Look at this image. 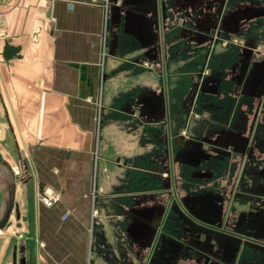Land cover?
Here are the masks:
<instances>
[{
    "label": "crops",
    "instance_id": "crops-1",
    "mask_svg": "<svg viewBox=\"0 0 264 264\" xmlns=\"http://www.w3.org/2000/svg\"><path fill=\"white\" fill-rule=\"evenodd\" d=\"M150 2L0 0V230L7 226L0 233V264L170 263L173 243L162 238L155 245L150 232L161 218L169 230L174 218L164 191L171 165L164 160L161 126L127 105L138 94L153 103L162 80L168 104L181 101L187 73L205 52L168 57L171 49L193 45L178 37L177 21L197 26L220 1L157 0L159 12L162 4L166 9L164 21L159 13L158 30ZM263 3L226 0V7L232 13L246 5L256 11L264 10ZM150 35L155 54L146 60ZM239 35L259 45L255 55H264V17ZM6 46L19 51L8 59ZM235 52L233 46L215 47L211 69L218 72ZM160 55L164 79L157 72ZM145 63L155 71H146ZM240 101L230 124L235 134L247 132L252 110L251 99ZM220 117L225 115H210L212 121ZM181 120L175 116L170 122L176 127ZM211 120L190 121L186 129L214 138L219 127ZM253 152L255 159L244 163L203 162L199 168L213 179L191 180L193 186L215 189L229 173L243 193L264 199V114L254 129ZM13 165L20 168L18 177ZM181 166L172 164L170 171L187 194L182 174L191 170ZM44 191L58 197L50 207L37 200ZM235 204L241 212L247 205L258 207L245 198Z\"/></svg>",
    "mask_w": 264,
    "mask_h": 264
},
{
    "label": "flooded vegetation",
    "instance_id": "flooded-vegetation-1",
    "mask_svg": "<svg viewBox=\"0 0 264 264\" xmlns=\"http://www.w3.org/2000/svg\"><path fill=\"white\" fill-rule=\"evenodd\" d=\"M219 1L212 17H203L197 26L184 24L183 19L177 21L176 27L184 33L187 42L205 45L202 61L187 73L181 101L175 106L168 104L165 100V80H162L161 92L156 98V114L144 105L138 109L147 119L155 117L154 121L161 126L164 160L171 166L179 162L181 167L189 166L187 168L191 170L186 176L182 174V181H188V193L183 195L178 179L170 171L171 166L167 167L164 191L172 217L174 215L173 224L167 230L161 218L150 230L155 245L162 238L173 243L174 252L169 264H263L264 261V199L243 193L237 180L231 181L229 173L215 189L201 188L200 191L191 182L213 179L212 172L199 168L205 161L215 159L221 161L224 167L232 165L234 160L244 163L255 159L254 129L264 114V55H255L259 45L239 35L257 18L255 12L262 9L255 11L246 5L237 13H232L226 7V0ZM229 46H233L236 52L227 56L222 68L214 72L209 64L214 48ZM158 63L159 75L164 79L166 67L161 55ZM243 97L252 102L248 129L243 134H235L230 124L234 114L239 112ZM226 99L229 102H225ZM214 113L225 117L212 121L210 115ZM175 116L182 118L181 126L171 124L170 120ZM208 117L219 127L214 138L192 136L186 129L190 121L199 123L208 120ZM240 198H245L248 203L253 200L258 207L247 205L246 212H241L235 204ZM192 212L206 222L198 220ZM161 250L167 249L162 246Z\"/></svg>",
    "mask_w": 264,
    "mask_h": 264
},
{
    "label": "rangeland",
    "instance_id": "rangeland-1",
    "mask_svg": "<svg viewBox=\"0 0 264 264\" xmlns=\"http://www.w3.org/2000/svg\"><path fill=\"white\" fill-rule=\"evenodd\" d=\"M263 6H264V3H263ZM182 14H184V10L181 12ZM149 29H150V26H149ZM179 36L178 37H180V38H185V35H184V33H182L181 31H179ZM150 42H151V45H150V47H147L146 48V50H145V55H144V58L147 60V58H148V56H150V55H154L155 53H154V51H153V49H150L149 50V48H152V47H155V45H156V43H155V40H154V38H153V36H151L150 35ZM185 45H187V43H184ZM193 45H191L190 46V44H188L186 47L187 48H184V47H182V49L181 48H177L178 50H176L175 52H172V50L173 49H171V52H169L168 53V57L170 58H172V59H174V56L177 54V60H179V59H182L181 57L185 54H189L190 53V51L191 52H193V54L195 55V54H199V53H203L204 52V47H205V45L203 46L202 44H200V43H192ZM179 47V46H178ZM262 54L261 55H263V52H261ZM198 60L200 59V61H202V59L201 58H197ZM147 62V61H146ZM146 64V66H145V68H146V71H148V72H152V70H154V68L152 67V65H148L149 63H145ZM155 71V70H154ZM157 72H159V69L157 70ZM160 72H161V70H160ZM159 72V73H160ZM160 89H159V91L157 92V93H159L160 94ZM151 96V95H150ZM158 97V95L156 96V97H151V99L152 98H154V100H153V103L151 102L152 100H148V99H146V97L144 98V96L142 95V94H138V95H136L135 97H134V99H130V101L128 102V105H127V107H128V109H132V108H140L141 106H145L149 111H152V110H156V112L158 111V102H157V100H156V98ZM145 101H144V100ZM144 101V102H143ZM156 114V113H155ZM152 120H155V117L154 118H151ZM12 170H13V172L12 173H14V175L15 176H19L20 175V168H19V166H16V165H13V168H12ZM11 170V171H12ZM0 202H1V200H0ZM2 205V202L0 203V206ZM5 224H7V223H5ZM7 227V226H6ZM5 227V228H6ZM5 228H1V230H0V233H4L5 232ZM10 249H11V247H9V251H10ZM8 251V252H9ZM16 264H17V261H16Z\"/></svg>",
    "mask_w": 264,
    "mask_h": 264
},
{
    "label": "water",
    "instance_id": "water-1",
    "mask_svg": "<svg viewBox=\"0 0 264 264\" xmlns=\"http://www.w3.org/2000/svg\"><path fill=\"white\" fill-rule=\"evenodd\" d=\"M149 11H150V15H151V19H152V22H153V25H154V28L156 30H158V25H159V13L161 15V21H164L166 19V16H165V7L164 5L162 4L161 5V9H160V12L158 10V4H157V0H151L150 4H149V7H148ZM256 16L259 17V16H264V11H256L255 12ZM18 48H11L9 46H6L4 48V55L8 58V59H11L17 52H18ZM197 88V86H196ZM195 88V90H196ZM9 214V210L5 213V217H7ZM192 215L194 217H196L198 220H201V221H205L204 218H202L200 215L196 214V213H193L192 212ZM206 222V221H205ZM16 248L14 247L13 249V260L16 261ZM20 263H24V259H20L19 260Z\"/></svg>",
    "mask_w": 264,
    "mask_h": 264
},
{
    "label": "built area",
    "instance_id": "built-area-1",
    "mask_svg": "<svg viewBox=\"0 0 264 264\" xmlns=\"http://www.w3.org/2000/svg\"><path fill=\"white\" fill-rule=\"evenodd\" d=\"M37 200L44 204L47 207L52 206L57 200L58 197L55 196L52 192L50 191H44L42 194H39L37 197ZM69 213L66 212L62 215V219H66L68 217Z\"/></svg>",
    "mask_w": 264,
    "mask_h": 264
},
{
    "label": "bare ground",
    "instance_id": "bare-ground-1",
    "mask_svg": "<svg viewBox=\"0 0 264 264\" xmlns=\"http://www.w3.org/2000/svg\"><path fill=\"white\" fill-rule=\"evenodd\" d=\"M163 25V24H162ZM12 172V171H11ZM13 174V173H12Z\"/></svg>",
    "mask_w": 264,
    "mask_h": 264
}]
</instances>
